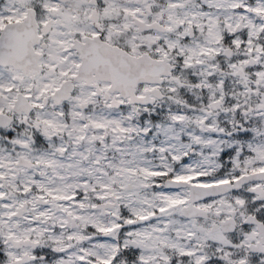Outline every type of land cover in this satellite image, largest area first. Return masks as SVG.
<instances>
[{
	"label": "snow or ice",
	"instance_id": "obj_1",
	"mask_svg": "<svg viewBox=\"0 0 264 264\" xmlns=\"http://www.w3.org/2000/svg\"><path fill=\"white\" fill-rule=\"evenodd\" d=\"M0 264H264V0H0Z\"/></svg>",
	"mask_w": 264,
	"mask_h": 264
},
{
	"label": "rangeland",
	"instance_id": "obj_2",
	"mask_svg": "<svg viewBox=\"0 0 264 264\" xmlns=\"http://www.w3.org/2000/svg\"><path fill=\"white\" fill-rule=\"evenodd\" d=\"M189 101L192 102L193 101V98L189 97ZM227 118H228L227 114H221V120H222V122H223V120H225Z\"/></svg>",
	"mask_w": 264,
	"mask_h": 264
}]
</instances>
